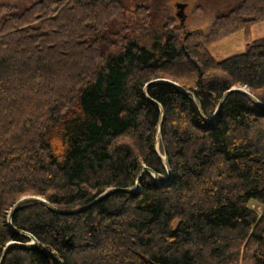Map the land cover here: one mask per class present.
Here are the masks:
<instances>
[{"label": "trees", "instance_id": "1", "mask_svg": "<svg viewBox=\"0 0 264 264\" xmlns=\"http://www.w3.org/2000/svg\"><path fill=\"white\" fill-rule=\"evenodd\" d=\"M124 9L0 2L1 264H264V37L209 49L264 0L147 44Z\"/></svg>", "mask_w": 264, "mask_h": 264}, {"label": "rangeland", "instance_id": "2", "mask_svg": "<svg viewBox=\"0 0 264 264\" xmlns=\"http://www.w3.org/2000/svg\"><path fill=\"white\" fill-rule=\"evenodd\" d=\"M32 1L33 0H0V2H6L9 4L12 3L14 5H17L21 9L24 6H27ZM121 1H123L125 4L124 19L122 20V22L124 25L131 26L129 35H127L126 33V36H128L130 39H135L140 43L147 44L150 40H152L154 34L161 35L162 33L166 32V29L163 26L164 23H173L180 25L179 18L177 16L179 3L186 5L184 8L186 14L185 30H200L202 32H207L218 14L228 11L232 8V6H235L241 0ZM252 6L254 7L253 9H251L253 12L263 7L260 2H256V4L252 3ZM147 12H149V14L146 15L147 22L143 23L142 15L143 13ZM110 24H112L113 29H121L122 27V24H120L119 20H117V26H115L116 23L114 21H111ZM251 30L252 36L250 39H247L245 33L238 32L233 36L222 38V40L211 44V46L209 47L211 54L214 55L217 59H223V57L233 55L235 52L245 51L248 43L247 41L264 37V21L253 24L251 26ZM124 33L125 32L123 31L122 34ZM165 37L166 34L162 36V40H164ZM236 87L245 89L242 86ZM246 90L249 91V89Z\"/></svg>", "mask_w": 264, "mask_h": 264}, {"label": "water", "instance_id": "3", "mask_svg": "<svg viewBox=\"0 0 264 264\" xmlns=\"http://www.w3.org/2000/svg\"><path fill=\"white\" fill-rule=\"evenodd\" d=\"M56 7H57V6H56ZM56 7H54V9H56ZM178 7H179L178 16H179L182 20L185 21L186 16H185V14H184V11L182 10V9L184 8V4L179 3V4H178ZM184 24H185V23H184ZM165 81H169V82H171L172 84H174L176 87L178 86L180 89L185 90L183 87L180 86V84H179L178 82H175V81H173V80H169V79H166ZM232 89H235V90H236V89H239V90L244 91L246 94H251V93H250L249 91H247L246 89H241L240 87H236V88H232ZM159 127H160V125H159ZM160 130H161V127H160ZM159 133H160V132H159ZM156 149H158V143H157V145H156ZM163 157H164V161L166 162V165H167L168 170H169V162L167 161L166 156H163ZM147 168H148V166H146L144 170H146ZM106 193H107V191L103 192L102 195H105ZM15 209H16V206H15L14 208L11 209L10 214H9L10 219H11V217H12V213L14 212ZM33 242H34V243H37V240L34 239ZM33 242H32V243H33ZM10 243H12V242H10ZM41 249H42V252H43L48 258L52 259V260L55 262V264H61V260H59V257L56 256L55 253H54L51 249H49V248H48L47 246H45V245H44ZM5 254H6V250H5V252L3 253L2 258L0 259V264H1L2 259H3L4 256H5Z\"/></svg>", "mask_w": 264, "mask_h": 264}, {"label": "bare ground", "instance_id": "4", "mask_svg": "<svg viewBox=\"0 0 264 264\" xmlns=\"http://www.w3.org/2000/svg\"><path fill=\"white\" fill-rule=\"evenodd\" d=\"M185 6H186V5H184V8H185ZM184 8H183L182 10L184 11V14H185V10H184ZM178 11H179V7H178ZM177 16H178V15H177ZM185 16H186V14H185ZM178 18H179L180 25L184 26V29H185V27H186V21L182 20L179 16H178ZM185 20H186V19H185ZM184 23H185V24H184Z\"/></svg>", "mask_w": 264, "mask_h": 264}]
</instances>
